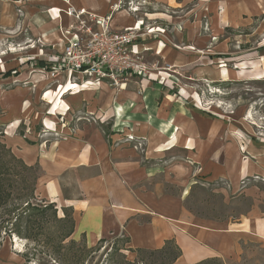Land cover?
<instances>
[{
    "label": "crops",
    "instance_id": "crops-1",
    "mask_svg": "<svg viewBox=\"0 0 264 264\" xmlns=\"http://www.w3.org/2000/svg\"><path fill=\"white\" fill-rule=\"evenodd\" d=\"M107 1L68 0L66 4L63 0H43V4L33 6V10L37 7L34 12L32 8L23 12L32 18L33 25L29 21L33 33L44 34L46 41L56 43L54 46L60 50L61 31L70 23L62 10L71 6L104 16L108 13ZM149 1L173 12L176 19H180L185 6V12L198 14L201 7L207 8L211 26L218 27L249 28L251 17L264 13V0ZM192 1L197 2V8L187 7ZM14 4L15 1L0 0V25L10 22ZM55 9L61 10L59 16ZM120 13L130 16L124 11L116 15ZM141 14L156 15L143 11ZM123 19L116 24L112 20V27L123 30L142 21L135 18L128 25ZM149 37L139 43L151 49L146 45ZM156 46L160 51L163 44L159 41ZM188 63L185 55L178 57V67ZM156 74L143 80L132 77L123 90L112 92L103 88L108 87L105 85L104 91L96 95L87 91L76 95L80 86L65 85L74 92L68 100L75 109L84 101L86 112L100 110L113 116L114 135L105 137L103 131L95 128L89 132L79 129L72 136L35 144H27L21 137L10 139V146L22 161L39 168L36 195L59 208H67L73 220L71 239L82 238L87 245L107 236H124L129 250H157L172 241L181 251L175 264H196L211 258L227 260L235 255V239L240 235L255 237L264 249V190L260 189V185L264 187V142L249 136L247 130L245 136L231 123L215 120L175 98ZM158 175L179 187L186 186L192 177L205 176L211 183L225 182L231 194H242L252 203L239 223L221 226L197 222L183 208L170 213L154 207L152 190L142 185Z\"/></svg>",
    "mask_w": 264,
    "mask_h": 264
},
{
    "label": "rangeland",
    "instance_id": "rangeland-1",
    "mask_svg": "<svg viewBox=\"0 0 264 264\" xmlns=\"http://www.w3.org/2000/svg\"><path fill=\"white\" fill-rule=\"evenodd\" d=\"M107 2V14L115 24L124 18L123 23L130 25L138 18L142 19V26L151 25L148 27L154 31L146 41L151 49L145 53L144 60L154 73L160 72L164 80L161 85L174 93L175 98L215 120L231 123L245 136L247 130L249 136L264 142V46L261 45L264 13L251 17L249 28L218 27L211 26L210 10L204 7L198 14V11L185 12V6L180 19H176L173 12L149 0H125L120 11L127 13V2L138 9L135 13L129 11L130 18H126L111 10L117 0ZM43 3V0L15 1L10 22L0 25V180L7 195V203L0 208V264H127L121 256L138 264H170L165 257L163 260L148 254L140 260L141 255L129 250L124 236H107L104 242L93 245H87L82 238L70 237L60 242L61 235L71 229L67 217L57 204L36 195L39 168L26 165L10 146L13 137L35 144L72 136L79 129L89 132L97 128L105 137L116 131L110 113L100 110L88 113L84 101L75 109L68 100L74 92L65 86L70 81L51 79L45 74L51 68L45 55L60 50L54 46L56 43L46 41L44 34L33 33L32 18L25 17L23 12L26 8L34 12L37 7L33 10V6ZM196 3L192 1L187 7L197 8ZM141 11L156 15L145 17ZM221 12L219 8L218 13ZM159 41L163 44L160 51L156 49ZM181 55L189 63L178 67ZM6 73H10L7 78L3 76ZM213 82L226 85L218 88ZM125 86L126 82L123 89ZM102 87L112 92L121 90L104 84L80 87L75 94L87 91L96 95L104 91ZM61 106L63 109L58 108ZM142 186L152 190L155 208L170 213L183 208L195 221L205 224L239 223L252 203L251 198L242 194H231L225 182L211 183L205 176L192 177L186 186L179 187L171 179L158 175ZM28 203L30 206L55 204L57 210L59 220L48 217L37 241L24 239L23 220L17 221ZM17 227L21 235L15 233ZM235 240L238 244L235 255L227 260L207 259L211 260L207 263L264 264V249L255 237L240 235ZM91 248L92 251H87ZM115 249L120 250L115 252Z\"/></svg>",
    "mask_w": 264,
    "mask_h": 264
},
{
    "label": "built area",
    "instance_id": "built-area-1",
    "mask_svg": "<svg viewBox=\"0 0 264 264\" xmlns=\"http://www.w3.org/2000/svg\"><path fill=\"white\" fill-rule=\"evenodd\" d=\"M63 1L68 4V0ZM124 2L117 0L111 10H123ZM126 6L127 13L138 10L128 2ZM62 12L70 18V23L61 31L63 45L60 51L45 55V61L51 64L45 72L48 78H64L80 87L107 84L119 89H123L131 77L152 78L153 67L144 60V53L149 49L139 43L150 36L152 30L142 26L140 20L133 26L116 30L111 25L110 14L96 16L71 6ZM54 13L59 16L61 10L55 9ZM159 82H164L163 77ZM127 138L133 139L132 136Z\"/></svg>",
    "mask_w": 264,
    "mask_h": 264
},
{
    "label": "trees",
    "instance_id": "trees-1",
    "mask_svg": "<svg viewBox=\"0 0 264 264\" xmlns=\"http://www.w3.org/2000/svg\"><path fill=\"white\" fill-rule=\"evenodd\" d=\"M13 1H18V0H13ZM10 75V73H6L3 76L7 78ZM226 84H215V87L222 88ZM31 144V143H30ZM0 180V208L4 207V205L7 203V195L5 194V191L3 189V186L1 184ZM28 208H26L20 216H18L17 221L24 223L23 227V238L29 241H37L39 236H42V232L44 230V227L46 226L45 224L48 223L47 218L50 217L54 220H59L57 218V210L55 207V204H49V205H31L28 203L26 205ZM62 212L64 213V217H67L68 224H70L71 229L67 232L62 234V240L64 241L67 238H70L72 231H73V220L71 213L67 208H61ZM26 210L29 212L26 215ZM14 227H16V224H13ZM22 231L17 227L16 234L21 235ZM71 243H73L72 240H70ZM105 238L100 239L98 242H104ZM127 242V240H125ZM120 249H115V252H118ZM87 251H92V248L87 250ZM135 252L137 255H141L140 260L142 259V255H149L152 257H158L164 260L163 257L167 258L170 264H173L176 262V260L180 256V249L172 242V241H166L164 246L160 249L157 250H143V249H137V250H130ZM121 260L123 262H126L127 264H138L137 261H128L125 256H121ZM216 260V259H215ZM211 260H204L196 264H208Z\"/></svg>",
    "mask_w": 264,
    "mask_h": 264
},
{
    "label": "bare ground",
    "instance_id": "bare-ground-1",
    "mask_svg": "<svg viewBox=\"0 0 264 264\" xmlns=\"http://www.w3.org/2000/svg\"><path fill=\"white\" fill-rule=\"evenodd\" d=\"M121 14V13H120ZM119 14V15H120ZM115 15V14H114ZM154 75V74H153ZM155 76H160V73L159 74H156ZM68 83H70V84H74V83H72L71 81L70 82H68ZM76 85V84H75Z\"/></svg>",
    "mask_w": 264,
    "mask_h": 264
}]
</instances>
